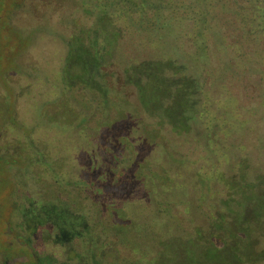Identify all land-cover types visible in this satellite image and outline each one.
I'll list each match as a JSON object with an SVG mask.
<instances>
[{
  "label": "rangeland",
  "instance_id": "rangeland-1",
  "mask_svg": "<svg viewBox=\"0 0 264 264\" xmlns=\"http://www.w3.org/2000/svg\"><path fill=\"white\" fill-rule=\"evenodd\" d=\"M249 7V0H0V264H35L48 257L50 264H81L76 250L90 260L97 244L84 231L93 224L91 198L86 212L74 215L82 225L70 243L61 242L51 227L34 234L25 229L27 212L57 203L48 185L56 187L50 172L36 166L49 158L63 166L61 186L88 179L89 191L106 202L110 196L106 204L120 205L132 218L169 222L154 202L176 204L170 211L183 231L175 226L165 233V264L184 260L187 253L199 256L211 249L213 255L215 223L208 217L225 214L231 227L230 217L241 211L252 223L234 246L246 254L239 264H264V31L258 26L264 3L255 0L252 8L256 43L247 33ZM158 63L166 67L161 75L183 83L178 104L163 92L145 95L139 87L144 76L135 74V83L128 79L134 69ZM82 81L97 88L110 82V103L78 88ZM74 97H86L90 108L80 117L88 124L46 120L45 111L53 116L61 99L72 98L73 105ZM143 97L159 108L147 112L138 102ZM123 99L128 105L121 106ZM199 102L206 111L201 121L194 117ZM116 109L127 121L106 134L97 131V122H106ZM163 109H171L190 133H177ZM23 144L33 160L18 158ZM111 145L120 153L112 164L102 152L115 154ZM139 164L149 166L143 174ZM159 168L169 173L172 188L154 186L151 173ZM202 178H211L213 189L197 209ZM126 179L128 184H121ZM186 232L194 233L193 246L183 239ZM206 264H214L212 258Z\"/></svg>",
  "mask_w": 264,
  "mask_h": 264
},
{
  "label": "trees",
  "instance_id": "trees-1",
  "mask_svg": "<svg viewBox=\"0 0 264 264\" xmlns=\"http://www.w3.org/2000/svg\"><path fill=\"white\" fill-rule=\"evenodd\" d=\"M242 1V0H239ZM250 1V7H249V15L247 17L249 22V29L247 31L248 36L252 37V42H257L258 40V34L257 31H253L254 27L253 25L256 23V12L254 11V1L255 0H249ZM264 3V0H261ZM263 11V10H262ZM261 11V12H262ZM261 21H258V26L261 27L264 31V21H263V15L261 13L260 15ZM252 31V33H251ZM241 46V40L238 41ZM245 46V44H243ZM258 51L262 52V47L257 45ZM253 47L256 49V47ZM257 50V49H256ZM71 58H74L73 56H70ZM247 57H251L250 54L247 55ZM248 59V58H247ZM261 58L259 59V61ZM249 61V59H248ZM251 62V61H249ZM250 64V63H249ZM144 69H134L135 73L132 72L131 74H128V79L130 83H135L136 77L135 74H139L142 77L143 80L139 82L140 89L145 93V95L152 97V94L155 95V92H163L164 95H172L173 104H178V101L180 100V90L183 83L174 82L173 80L168 79L165 75H161L166 70V67L164 64H154L150 66H143ZM167 67H171V64L169 63ZM98 68V67H96ZM134 68V67H133ZM126 69V68H125ZM253 70V69H250ZM131 72V70H128ZM120 78V77H119ZM91 82V81H90ZM90 82H79L77 84V87L86 90L88 89L91 92H94V98L100 97L102 104L107 103L111 97H109V90L111 91L113 88L111 87V83L106 81L105 87L97 88L93 86ZM187 83L194 87L196 83L192 81H187ZM127 84V83H125ZM77 88V89H78ZM109 97V98H108ZM71 100L72 98H65L61 99L58 102V111L53 113V116L46 115V120L48 122L58 124L61 126H71L74 123H76L78 120L80 122H85V124H88L86 121V118H81V112L83 110H87L90 108V106H87V99L86 97H82L81 100L76 99L74 97V104L72 105ZM123 105H128V101L123 99L121 101ZM139 104L148 112H155L159 106L154 105V103L151 105V107L148 104L150 102L147 97H143L141 99H138ZM110 102H108L109 104ZM180 104V102H179ZM116 107L117 104H112V107ZM199 109H197L195 114V119L198 121H201L206 116V111L204 110L203 103L199 102ZM148 108H151L148 110ZM117 114L116 115H109L107 118V121L104 123H100L99 121L97 124H99L98 130H103L104 134L105 132L111 129H115V127L118 124H121L125 121H127V115H125L124 111L122 109H116ZM171 109H163L161 110V114L163 115V118L165 121L171 125L174 130L178 133V131L181 133H190L189 128L187 127L182 128L180 125V122L177 123L172 116L173 113L170 111ZM192 120V118H191ZM190 120V121H191ZM163 124V123H161ZM180 125V126H179ZM87 126V125H86ZM110 137V136H109ZM121 140H126L123 136H120ZM156 137V136H153ZM112 138L114 135H112ZM24 145V144H23ZM22 146V145H20ZM40 149H42L45 154V146L39 145ZM113 145L109 146L112 147ZM118 146H123L122 142L120 144L118 143ZM118 146L114 150L116 151L115 154L111 155L107 153L106 149L102 152L106 153V158H103V160H106L108 163L112 164L113 161L120 158V153L118 152L119 149ZM20 155L18 158H24L25 160H33L34 158H29V152H27L28 148L24 145V148H20ZM172 158V157H171ZM174 161V160H173ZM60 162V161H58ZM181 163V162H180ZM37 169L42 168L43 172H47L51 175V178L53 179V182L56 187L51 186V184H48L51 187V196L53 200H55L57 203L54 205V207L51 208V205L45 207L41 211L35 213L33 212L31 215L27 212V215L25 217L27 219L25 229L27 232H31L34 234L37 232L40 228L43 226L51 227L57 230L58 237L61 239V242L70 243L73 241V239H77L79 237V234L76 233L75 227L78 225H82V221L74 216L77 214H84V211L88 209V205L86 204V200L93 199L92 203H90L94 208L92 209V212H89V214L92 216L93 224L92 225H86L84 231L90 235L93 236L92 239H97L96 247L93 251L90 252V260L91 263L97 264H165L164 259L162 256L163 253V245H165L166 240L164 238L165 233L172 232L171 230L174 229L176 226L177 230H181V225L179 223V220L177 216H174V213H171L170 207L174 206L173 202L164 204L163 201H158L157 203L154 202L157 206V210L160 213H165V215L168 217L169 222L166 220L165 223L160 222L159 217V224L156 228V224L153 225V221H149V217L145 216L142 219L138 217L132 218L130 216L131 213L128 212V210L124 209L120 205L117 207L107 205L106 203L110 200H113L109 195L110 193H106L108 197V201H104V197H98L97 195H94L91 191L87 189V181H84L82 179L81 182H68L65 185L58 181V175L62 171L63 166L58 165L56 161H53L51 158L48 159L47 163H41L37 160ZM147 166L144 167L143 165H138V171L140 173H144V170H147ZM151 178H155L154 180H151L155 187H158L156 183L159 184V186H163L165 188H172L173 186V180L170 177L167 170L164 168L158 169L156 172L151 173ZM133 178V177H131ZM40 179V178H39ZM127 180H124L121 182V184L126 185ZM211 178H202L199 180L198 185L201 188L200 191V199H198L199 203H196L194 205H197V209L200 208L201 204L203 203L205 197H207L211 191L212 183ZM220 181V180H219ZM120 184V185H121ZM69 186H71L69 188ZM153 187V186H151ZM231 190V189H230ZM49 201V200H48ZM98 203L97 207H95V204ZM89 204V205H90ZM154 206V205H153ZM165 206L164 208H162ZM193 208V207H192ZM137 210V209H135ZM86 212V211H85ZM234 211H231L230 214L234 216ZM219 218L213 219V216H209V221L213 220V235H211V238H213V255L212 250L205 251L204 255L199 256H193L190 253L186 254V257L184 260L177 261L174 264H206L208 263L211 258L213 260L214 264H239L242 261V258L240 256H246L244 254V251H241V253H238L236 248L234 247L238 241H241L244 235L243 229L245 227H249L252 222H249L246 220L244 213L236 212V215L234 217H230V221L234 220L235 222L229 227V223L226 222L228 219L225 214H219ZM81 219L84 220L83 215L80 216ZM259 216L256 217V219ZM217 220V222H215ZM78 221V222H76ZM229 221V222H230ZM183 231V229L181 230ZM219 231V232H217ZM216 232V233H215ZM220 232H223V236H226L228 240L234 241L230 242L229 244L226 242H223V236L220 234ZM196 234H199V229L195 230ZM174 234V233H173ZM175 235H171L170 238H179L177 236L173 237ZM194 233L186 232L184 236V240H187L190 245L194 243ZM169 238V239H170ZM66 240V241H65ZM176 239H174L175 241ZM72 244V243H71ZM218 244V245H216ZM221 244V246H220ZM194 245V244H193ZM192 245V246H193ZM71 247V246H70ZM250 248L251 245H249ZM76 250V249H75ZM74 258H79L78 261H81V264H90L85 259L83 260V251L82 250H76L74 251ZM72 253L69 254L68 258H70ZM202 256V257H200ZM48 258L45 259H38L35 264H50V261H48ZM93 261V262H92ZM80 263V262H79Z\"/></svg>",
  "mask_w": 264,
  "mask_h": 264
}]
</instances>
